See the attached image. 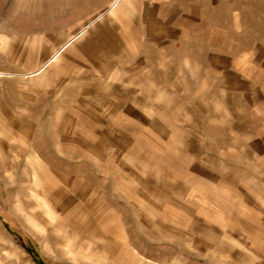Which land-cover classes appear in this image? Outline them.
I'll list each match as a JSON object with an SVG mask.
<instances>
[{
  "label": "rangeland",
  "instance_id": "374dc122",
  "mask_svg": "<svg viewBox=\"0 0 264 264\" xmlns=\"http://www.w3.org/2000/svg\"><path fill=\"white\" fill-rule=\"evenodd\" d=\"M0 264H264V0H0Z\"/></svg>",
  "mask_w": 264,
  "mask_h": 264
}]
</instances>
